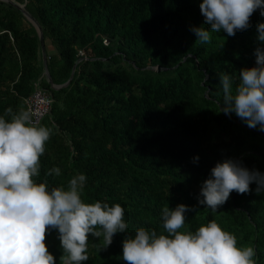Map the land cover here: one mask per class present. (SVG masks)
<instances>
[{
  "label": "trees",
  "instance_id": "obj_1",
  "mask_svg": "<svg viewBox=\"0 0 264 264\" xmlns=\"http://www.w3.org/2000/svg\"><path fill=\"white\" fill-rule=\"evenodd\" d=\"M0 0V115L11 119L27 110L35 86L53 98L40 124L53 129L41 156L37 182L68 186L77 173L87 175L86 202L120 203L128 223L111 245L89 234V259L82 264H129L122 242L146 227L163 232L161 210L187 204L185 229L215 219L256 251L264 264V192L235 190L218 210L198 203L201 183L218 161L233 158L264 172V131L235 113L221 111L220 77H233L255 64L256 25L228 35L213 32L202 43L193 26H205L200 0ZM39 24L46 46L43 74ZM49 47L52 49L49 50ZM160 67L157 72L153 68ZM12 109L7 113L6 109ZM198 155V162L193 156ZM59 167L61 173L49 174ZM45 243L56 264H67L58 230Z\"/></svg>",
  "mask_w": 264,
  "mask_h": 264
},
{
  "label": "clouds",
  "instance_id": "obj_2",
  "mask_svg": "<svg viewBox=\"0 0 264 264\" xmlns=\"http://www.w3.org/2000/svg\"><path fill=\"white\" fill-rule=\"evenodd\" d=\"M199 8L208 27L193 26L192 31L207 43L213 32L231 36L250 28L254 11L264 15V0H200ZM256 27L257 39L264 42V21ZM254 51L256 62L240 69L234 91L233 77L227 73L220 77L221 111L235 113L248 126L264 131V48L258 46ZM33 117L31 110L11 119L0 115V264H56L45 243L50 229L58 230L67 264H82L89 259V234L103 235L106 248L114 234L126 232L125 209L118 202H86L82 194L88 178L83 172L72 176L67 187H50L47 180L37 182L40 158L53 129L37 124ZM192 159L198 162L199 156ZM48 171L61 173L58 166ZM253 182L257 193L264 192V172L233 158L218 161L201 183L198 203L216 211L233 190L252 191ZM190 207L184 203L175 208L164 206V231L139 227L134 236L123 240L122 259L129 264H256L255 248L239 245L237 236L215 219L194 231L182 230Z\"/></svg>",
  "mask_w": 264,
  "mask_h": 264
},
{
  "label": "built area",
  "instance_id": "obj_3",
  "mask_svg": "<svg viewBox=\"0 0 264 264\" xmlns=\"http://www.w3.org/2000/svg\"><path fill=\"white\" fill-rule=\"evenodd\" d=\"M25 103L27 110L34 113V121L40 124L50 114L53 98L47 91L36 85L32 95L25 100Z\"/></svg>",
  "mask_w": 264,
  "mask_h": 264
},
{
  "label": "water",
  "instance_id": "obj_4",
  "mask_svg": "<svg viewBox=\"0 0 264 264\" xmlns=\"http://www.w3.org/2000/svg\"><path fill=\"white\" fill-rule=\"evenodd\" d=\"M2 1H5V2H7L9 4H13L9 0H2ZM15 6L22 11L24 16L32 23V25L34 26V28L36 29V31L38 33V36H39V39H40V46H41L42 62H43V74H44L47 82L49 83L50 87L52 89H55V90H59V89L67 87L69 85V83L71 82L72 78H73L75 67H74V69L72 71V74H71L69 80L65 84L59 85V86H56V85L53 84V82L51 80V77H50V75L48 73L47 65H46V59H47L46 58V56H47L46 55V46H45V43H44L42 30H41L38 22L30 14H28L24 10V6L23 5H15ZM153 69L156 70L157 72L162 71V68H160V67H156V68H153Z\"/></svg>",
  "mask_w": 264,
  "mask_h": 264
},
{
  "label": "rangeland",
  "instance_id": "obj_5",
  "mask_svg": "<svg viewBox=\"0 0 264 264\" xmlns=\"http://www.w3.org/2000/svg\"><path fill=\"white\" fill-rule=\"evenodd\" d=\"M49 50L51 51L52 49L49 47Z\"/></svg>",
  "mask_w": 264,
  "mask_h": 264
}]
</instances>
